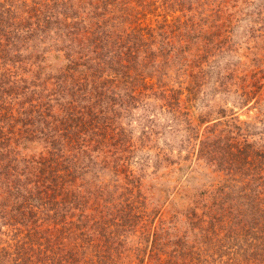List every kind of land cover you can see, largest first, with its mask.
<instances>
[{
	"label": "trees",
	"instance_id": "trees-1",
	"mask_svg": "<svg viewBox=\"0 0 264 264\" xmlns=\"http://www.w3.org/2000/svg\"><path fill=\"white\" fill-rule=\"evenodd\" d=\"M17 1L0 0V218L5 225H22L27 231L13 238L8 249L0 248V264H264V145L222 133L200 138L199 129L191 127L196 134L186 137L187 148L197 151L196 159L213 167L219 179H212L205 192L181 196L169 220L132 206L133 189L141 183L129 170L135 157L132 132L126 128L129 123L121 121V110L129 113L150 88L161 90L176 119L189 115L202 93L205 71L191 70L188 84L175 90L148 87V77L137 69L161 56L164 63H186L190 56L191 65L197 63L191 45L193 18L168 25L167 12L153 28L146 17L154 3L147 0H32L31 5L22 0L16 5ZM177 1L183 12L185 0ZM213 47L206 38V54ZM48 60L61 72L48 79L61 80L64 88L71 79L68 106L56 112L41 100L46 85L39 97L15 109L2 95H11L19 82L16 64L36 67L35 77L40 79L46 67L52 68ZM261 72L264 78L262 69L252 79ZM225 78L233 80L234 73L221 74V86ZM246 79L241 76L242 95L252 98L247 88L258 82L246 84ZM20 80L25 82L24 77ZM32 85L31 94H36L41 85ZM22 89L18 95L30 90ZM82 99L86 104L77 109L74 103ZM26 102L29 110L23 109ZM198 119V126L207 122L201 115ZM8 120L14 125L6 136ZM192 120L187 117L189 126ZM18 124L26 127L24 131L22 126L15 129ZM16 135L20 136L12 141ZM82 135L90 136L88 145L96 142L85 154L86 165L79 162V152L72 154L82 149ZM21 139L44 141L63 152L56 161L19 159ZM67 146L71 148L63 150ZM160 155L169 160L166 153ZM96 169L102 176L112 173L118 183L124 174V181L113 188L99 184ZM120 189L126 190L121 194L125 198L116 202ZM137 231L139 240H130L129 233Z\"/></svg>",
	"mask_w": 264,
	"mask_h": 264
},
{
	"label": "rangeland",
	"instance_id": "rangeland-1",
	"mask_svg": "<svg viewBox=\"0 0 264 264\" xmlns=\"http://www.w3.org/2000/svg\"><path fill=\"white\" fill-rule=\"evenodd\" d=\"M22 2L19 0L16 5H21ZM147 2L154 3L148 7L146 17V23H150L153 28L161 25L164 14L167 12L170 14L168 25H173L178 21L183 23L193 18L191 45L194 54L198 56V62L192 65L190 58L193 57L191 56L188 57V62L183 63L179 59L175 60V64L171 61L164 63L162 59L164 57L161 56L156 60H150L148 65L139 66L137 72L148 77L146 79L148 87L154 85V87L161 86L162 89L179 90L182 83L183 86L188 84L190 80L188 74L191 70L194 72L203 70L207 73L201 87L202 93L199 94L197 101L191 104L189 115L180 116L179 120L174 117L173 111L170 112L171 108H168L167 100L163 94H160L161 90L157 89L154 91L146 88L129 113L121 110L123 116L121 121L129 123L126 128L132 132L131 142L135 157L129 170L133 171V175L141 183L139 189H133L131 197L133 209L134 211L140 210L139 212L144 210L150 216L158 212L159 217L169 220L174 210L178 208L177 204L180 206L181 196L186 193L193 195L205 192L212 179L214 182L219 179V173L214 171L213 167L207 166L203 160L196 159L197 151L193 152L187 148L186 137L189 134H196L192 133L191 127H196L197 131L199 129L200 138L222 133L235 137L237 141L248 139L249 142L264 145V78H260L262 72L252 79L254 72L264 69V0H185L183 1L185 6L183 12L177 0H147ZM27 3L31 5L32 0H27ZM206 38H210L214 46L207 54ZM50 57L52 58L53 54ZM51 61L47 62L52 64V68L46 67L41 72L40 79L35 77L36 67L31 66L29 69L27 62L17 63L14 70L19 82L12 86V94H4L3 98L12 101L17 109L20 102L30 100L31 97H39L41 89L47 85V92L44 96L42 95L41 100L49 102L56 112H61L59 110L68 106L69 101L72 100L71 95H68L71 79H68L66 88L61 86V80L48 79L47 76L57 77L61 73ZM233 73V80L224 79L226 88L221 86L219 76ZM161 74L162 80L159 81ZM241 76H247L246 84L258 82L255 87L247 88L252 91L250 93L252 98H247L246 94L242 95L245 91L240 85ZM21 77L25 78V82L20 80ZM258 77L259 80H257ZM32 82L41 85L37 87L36 94H31V90L35 88ZM141 82L143 81H138V84ZM165 83L167 86L163 87ZM24 86H28L30 90L25 91L23 95H18L17 93H20ZM183 86L181 87L184 88ZM47 93L50 94L49 97H45ZM36 103L37 101H33V104ZM74 104L79 105L77 108L79 109L86 103L82 99ZM30 108V104L26 102L23 109L29 110ZM183 112L186 111L181 108V113ZM200 115L207 118V122L198 126ZM16 116L23 117L22 114H16ZM187 117L193 118L192 126L187 123ZM13 122L14 120L4 122L6 133L9 125L10 127L14 125ZM21 126L22 124H18L14 127L17 130ZM25 128L22 126V131ZM143 131H146V135L141 137ZM21 135L26 134L22 132ZM6 136H9V133ZM19 136H13L12 141ZM89 138L90 136L82 135V151L75 149L72 152V154L79 152V162L84 165L88 163V157L85 155L87 150L90 153L89 147L96 144L92 141L93 143L88 145ZM18 142L21 143L19 144V159L24 158L27 161H39L40 159L56 161L63 152H57L60 146L52 149L46 146L44 141L29 142L21 139ZM23 147L28 149L24 150ZM69 148L71 147L67 146L63 150ZM160 152L166 153L170 161H165L166 157L162 155L158 156ZM64 153L67 154V151ZM54 164L57 167V163L54 162ZM96 170L94 178L99 184H111L110 188H113L115 184L120 185L119 183L124 181V174L120 176L118 183L114 181L115 177L112 173L103 172L105 175L102 176L100 169ZM138 190L141 192L139 198L137 197ZM124 191L126 190L120 189L114 195L116 202L125 198V195L121 196ZM207 195L206 198H208ZM159 217L156 219V225L159 224ZM4 222L0 218V248L8 249V243H15L13 238L17 235V238L23 237L27 230L22 225H16V228H19L16 230L12 228L14 226L5 225ZM139 235V231L135 234L130 232L129 238L139 240Z\"/></svg>",
	"mask_w": 264,
	"mask_h": 264
}]
</instances>
